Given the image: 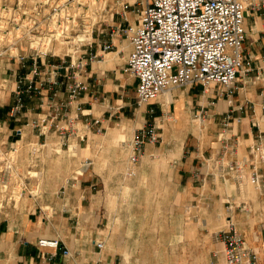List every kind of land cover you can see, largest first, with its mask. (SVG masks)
Returning a JSON list of instances; mask_svg holds the SVG:
<instances>
[{
	"label": "crops",
	"instance_id": "0c3cea01",
	"mask_svg": "<svg viewBox=\"0 0 264 264\" xmlns=\"http://www.w3.org/2000/svg\"><path fill=\"white\" fill-rule=\"evenodd\" d=\"M244 28L243 53L251 57V70L241 73L231 88H174L169 96L136 108L138 80L125 71L132 45L124 36L111 37L105 28L95 33L96 58L76 77L86 86L77 99L70 100L67 88L75 68H62L53 89L44 82L52 65L60 64L53 58L40 63L39 93L25 97L16 117L11 114L15 96L0 93L1 147L7 151L20 141L22 154L32 163L33 147L41 148L37 157L50 148L51 159L62 163L51 169L56 182L38 184L36 175L28 173L20 200H3L0 264H135L140 240L149 241L145 254L183 256L186 241L200 248L202 240L213 241L230 223L250 248L262 249V243H254V231L244 225L249 214L239 207L248 206L255 214L264 211V0H253ZM109 42L112 50L103 51ZM18 71L29 73L28 68ZM140 116L143 122H138ZM70 117H78L79 131L73 134L67 125ZM120 123L129 135L108 134ZM151 126L159 129L161 140L147 138L133 165V140ZM229 164L239 167L229 171ZM153 175L161 177L177 210L178 225L171 236L152 227L136 233L137 220L117 213L133 205V199H122V191L129 197L145 192L146 206H152ZM111 207L116 211L107 215L105 209ZM40 239H58L60 246L40 247Z\"/></svg>",
	"mask_w": 264,
	"mask_h": 264
},
{
	"label": "built area",
	"instance_id": "2783aa9c",
	"mask_svg": "<svg viewBox=\"0 0 264 264\" xmlns=\"http://www.w3.org/2000/svg\"><path fill=\"white\" fill-rule=\"evenodd\" d=\"M252 5L253 0H0V93L15 96L11 114L16 117L25 107V97L39 93L40 63L53 58L60 64L52 65L44 82L53 89L62 68H75L68 76L74 81L67 88L70 100L77 99L86 86L76 77L96 58L95 33L102 34L105 28H110L111 37L124 36L132 45L125 71L138 80L140 108L174 88L212 84L231 88L241 73L251 70V57L244 55L243 44L245 14ZM130 15L136 19L132 21ZM102 48L110 51L113 43ZM15 64L18 69H13ZM25 68L29 73L20 75L18 70ZM67 125L72 134L79 131L78 117L67 118ZM157 130L156 126L142 129L134 138L133 165L139 162L147 138L160 141ZM19 145L20 141L7 151L0 145V194H6L10 204H16L25 191L14 157ZM39 152L33 147L34 158ZM227 166L229 171L239 167ZM253 176L258 179L257 172ZM18 179L22 181L19 195ZM222 240L228 263L255 260V252L234 227L222 234ZM38 244L59 248L60 241L40 239ZM97 247L102 249L104 244Z\"/></svg>",
	"mask_w": 264,
	"mask_h": 264
},
{
	"label": "rangeland",
	"instance_id": "374dc122",
	"mask_svg": "<svg viewBox=\"0 0 264 264\" xmlns=\"http://www.w3.org/2000/svg\"><path fill=\"white\" fill-rule=\"evenodd\" d=\"M117 22H121V16L117 17ZM170 94H168L169 96ZM136 108H140L136 105ZM144 119L142 116L139 117L138 122H143ZM151 126L150 128H152ZM149 128V129H150ZM148 130V129H146ZM159 130V129H158ZM157 130V131H158ZM159 133V132H158ZM163 133V130H160V134ZM108 134L113 135H119L121 137H126L130 134L128 127L126 124H121L119 126L114 127L113 130H109ZM164 134V133H163ZM168 135L174 136L172 132H167ZM166 134V136H167ZM163 136V135H162ZM193 138V136H190V138ZM161 140V136H160ZM47 151L49 153H44L42 156H38L37 158L33 159L32 162H28V156L22 154V145H19V152L14 154V157L16 158L17 162V168L19 173L23 175V184L24 189L26 187V184L28 183V180L25 179V175L30 173L32 175H36L37 177V183H41L42 181L45 183H54L56 182V177L52 174L53 169H60L62 167V163L57 159H51L50 157V148ZM41 153V148H40ZM32 159V158H31ZM52 169V170H51ZM45 173V174H44ZM124 181V179L122 178ZM152 184H153V202L152 206L148 207L146 206V200H147V193L140 192V193H133L131 194V197L129 192L122 191L120 193L122 199H133V205L132 206H124L120 209H117V213L124 217L133 216L136 220V233H140L142 230H144V233L149 230L150 227L153 228L155 231L158 229V231H164L166 233V236H171L176 231L177 222H178V214L177 210H174L173 207H171V203L173 200H170L168 198V193L165 190V188L162 185V180L159 175H153L152 176ZM18 182L20 183L17 195H19L22 191L21 187V180L18 179ZM35 192L38 191L37 188H35ZM6 198V194H0V210L3 208V200ZM20 196L17 197V200H20ZM148 204V203H147ZM246 205V203H245ZM239 210H244L249 214L248 216H244V225L249 228V230L254 231L255 244H263L262 249H251L255 252V260L251 259V262L243 261L241 263L237 264H243V263H249V264H264V211H258L256 214L255 212L250 211V208L247 206L239 207ZM106 214L110 215L111 213L115 212L116 209L111 207L108 209H105ZM251 214V215H250ZM255 221V222H254ZM254 225V227H252ZM230 227H234L236 231L242 235L243 239L244 235L243 233L238 229V227L230 223L226 230L220 231L215 235V239L213 241L204 242L203 240L202 245L200 248H197L195 243L192 241H186L185 243V254L183 256H175V255H169V256H154L150 254H145L146 252H149L148 244L149 241H138V247L140 248L141 254H139L135 259V264H230L228 263L226 256H225V244L222 240V234L230 229ZM254 228V229H252ZM155 234V232L153 233ZM146 242V245L144 243ZM246 242V240H245ZM247 244V242H246ZM248 245V244H247ZM255 247V246H254ZM145 248V249H144ZM170 251V250H169Z\"/></svg>",
	"mask_w": 264,
	"mask_h": 264
}]
</instances>
